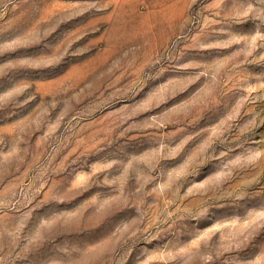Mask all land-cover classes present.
Listing matches in <instances>:
<instances>
[{"label": "rangeland", "instance_id": "obj_1", "mask_svg": "<svg viewBox=\"0 0 264 264\" xmlns=\"http://www.w3.org/2000/svg\"><path fill=\"white\" fill-rule=\"evenodd\" d=\"M0 264H264V0H0Z\"/></svg>", "mask_w": 264, "mask_h": 264}]
</instances>
